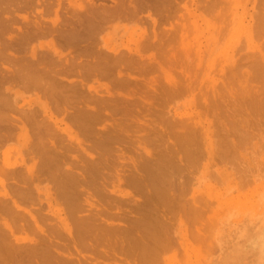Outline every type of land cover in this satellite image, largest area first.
<instances>
[{
  "label": "bare ground",
  "instance_id": "6f19581e",
  "mask_svg": "<svg viewBox=\"0 0 264 264\" xmlns=\"http://www.w3.org/2000/svg\"><path fill=\"white\" fill-rule=\"evenodd\" d=\"M110 1L113 3L112 5L107 4L106 1L104 0L103 2H101V0L100 2H98V0H0V151L3 146L7 147V145L10 144V142L13 141L14 139H17L18 142L19 140H21L22 144L25 146V149L23 148L25 152L19 151L20 156L18 157L16 156V158H13L9 154H5V156L2 157V155L0 154V264H52L53 259L59 258L60 256L65 254L63 250L66 251V255H64L65 256L64 261L66 262V264H112V262H115L118 259H120L121 261H125L124 260L125 257H132L134 255L133 254L134 252L137 253L135 256L139 255V258L133 256L135 257L132 258L134 260V264H140L141 260L144 262V264H151L153 261L155 262L159 260L160 259L159 254L165 252L167 249L168 238L166 235L164 236L167 238V240L165 238L166 241L165 243L163 238L164 235L163 232L164 230H166L168 225L166 222L161 221V223L164 222L166 225L163 223V225L165 226L162 225L161 227V225L159 224V228L160 227L161 228L157 229L156 222L159 223L160 222L159 219L162 217L161 216L158 217L159 215L156 212L157 208H155V206L151 208L153 209V211L152 210L149 211L150 208L148 204L152 203L150 199L154 198V196L149 199L151 203H148L149 201L147 199V196L148 198L151 196L145 194V196L147 195L146 203L145 200H143L144 201L143 203L144 205L146 204L147 205L144 206L142 204L143 208L144 207L147 208V210L146 209L145 210L148 213L152 212L149 214L150 217L146 215L148 218L146 216L129 218L131 224L125 222L124 225L125 224L128 225H126L125 227L122 225L124 228L120 227L119 225L120 228H118V226L117 227L113 226L111 223L107 222V220L113 218L121 220L124 218V217L122 218L123 214L118 215L113 211H110L111 209L107 210L108 208L107 209L105 207L103 208L101 204H100V209H98L99 205L96 204L94 201H92L93 200L92 195L94 194H91L88 189H87L88 191H86L87 193L85 194V196L88 198H84L86 199L85 202L87 206L86 207L79 200L80 194L83 196L82 194L83 191L79 189L80 188L79 186H81L82 183L84 185L88 184L89 183L88 181L92 183L91 175L93 174L95 177V175H97V172L99 171L97 169L95 170V168L97 167V165L99 166L100 163L102 164V162L105 161V158L102 156L101 153L100 155L102 157L99 156L98 157L99 159L97 158L95 159V157L91 158L94 156V154L93 156H90V154L92 153L90 152L88 153V150L89 149L93 150L97 148L99 150L100 147L104 149L107 146L108 142L110 141L112 142L114 140L118 141L119 139H123L121 133L127 131V130L123 131L125 130L126 126L123 125L121 121H117L118 123L113 126L114 124L113 116L117 114L118 111L119 112L123 111L122 109L124 107L119 108V105L121 106V103L119 104L118 101L123 102L126 99H123L124 97L122 94H121L122 96L120 95V91L126 90L129 87V85L132 84V82H134L133 80H136L135 77L132 78L133 77L132 75H134L133 73L138 71L142 72L144 70L143 66L144 68L146 67L145 64H147V61L151 62L149 64H153L152 61L154 62V60H156V56L153 51H152L153 54L150 52L147 53L146 51L151 49L154 50L156 49L155 51L163 50L164 47L167 48L168 45L170 46L172 41H174V39H177L178 36H181L182 44L183 46H186L187 49L188 47L193 46L191 45V43H189V41L184 42V40L187 39L186 38L187 31L189 30L186 29V26L188 25L186 22L188 21L185 20L187 19H184L185 23L183 21H180L178 22V24L176 23L177 25H173L171 22L172 20L170 19L176 18V16H178L176 13H180V10L182 9H183L182 13L179 14V16L182 17V20H183V16L186 13L188 15L186 14L184 17L186 18H189V16L193 17L194 11L192 12V10L189 8L190 6H188L187 4L189 0H184L183 2L178 0H110ZM199 1L200 0H198V2ZM210 1L211 0L208 1V4L206 5L207 7L205 8L210 9L211 11L213 10L214 7L216 8L217 6H219L218 4L219 3L221 4L222 2L219 0L217 1L219 2L217 4L216 0L215 1L212 0L211 2ZM237 1L238 0H235V2ZM193 3H196V1H193ZM199 4L197 3V5ZM216 4L217 6H215ZM229 4L230 3L228 1V5ZM189 5H191V3H189ZM222 5H225V3H222ZM253 6L255 7V4ZM224 8L226 9V7ZM141 12L148 13L146 17L149 18L148 19L149 22L151 20V23L144 22L147 18L144 17L143 15L141 17L139 15ZM235 12H237L236 9ZM242 12L239 13L242 14ZM256 12H258V10ZM174 13L176 15H174ZM183 13L185 14L183 15ZM199 15L201 16V14ZM257 15L260 16L259 14ZM261 16L260 18L262 20ZM140 18H142V20L144 18V21L140 20ZM214 18L216 17L214 16ZM112 20H116V21L125 20L128 21V23L133 22L134 24H136V27L138 26V24H140V26L135 31H131L130 35L128 34L129 38L130 39L132 38V40L130 41L128 40V43L126 42V44L124 43L122 45L121 42L122 38H121L120 41L121 45L117 43L110 44L109 42L110 40H108L107 38L109 37L108 34L112 33L116 37L119 35L121 29L124 30V32L128 30L125 26H120V25L119 26L116 25L117 27H114L112 25L113 28H109L107 30L108 28L107 24ZM263 22L260 21L261 24ZM145 23L152 24V27L150 26L151 28L150 29L148 28V31H146L145 29L146 26L144 27L142 25ZM237 23L239 24V22ZM167 24L169 25L170 28L172 27L171 29H173V31L170 30L168 31L167 29H165V26ZM245 24L246 23L242 24L241 26L243 27V25ZM247 26L248 27H246V32H247L246 34L248 36L247 38L248 40L249 37H251L250 39H252V36L249 32L250 30L248 29L250 28L249 26H252L251 22L250 25L248 24ZM147 27L149 26L147 25ZM102 33H104L103 37L102 36L99 37L98 35ZM166 33L167 35H165ZM248 33L250 34V36ZM229 35H231V33ZM188 39H189V35H188ZM197 41L199 42V39ZM166 48L165 50H168ZM211 55H213V53ZM208 70L210 71L211 69L209 68ZM169 74L170 73L167 72L165 75L166 77L164 76V78H166V80L169 82L168 83L169 85L165 87L166 89L163 87L164 89H161V91L167 90L169 92L170 91L173 92V90H177L175 88L176 83L175 81L171 82L172 76L171 74L170 75ZM213 79L214 78H212L211 80L213 81ZM178 80L180 79L178 78ZM167 81L166 82L164 81V84L167 83ZM107 82L111 83L112 86L108 85ZM136 83H138V81ZM171 83L174 84V87L173 84ZM178 83L179 82H177V84ZM180 84L182 85L183 83H179V85ZM18 87H23L31 91L32 89H34V91L37 89L39 92L38 91L36 92L41 93L42 98L44 97L47 102L42 103L35 99L37 105L35 106L34 104L35 107L34 106L32 107V103L34 101L23 100V102H21V105H19L20 96H19V92L16 89ZM162 92L164 95V91ZM168 94L169 93L167 92V95ZM135 102L137 103V101ZM25 106L28 107V109H24ZM106 110H109V113H105L108 112ZM62 114L63 115L65 114L64 115L65 117H62L61 116ZM59 116L61 117L59 118ZM110 118H113L112 120L113 124L110 123L112 124L111 127L109 126L110 125L109 123L107 124L108 127H110V130L112 127L114 129L118 128V130H122L121 133L117 132V134L114 135L115 132L113 133L112 131L101 132L102 131L101 129L100 131L96 129L97 132H95V128L98 125H100L98 123H101V121L104 120L107 121V119ZM185 119L183 121H185ZM64 120L70 122L75 127L72 125L71 128L70 127L71 124L69 123L70 124L69 126L68 122L67 124L63 125L62 121ZM66 121H64V123H66ZM183 121L180 124L181 125L184 124L183 127L185 126L184 127L185 131H183V135L185 136V138L181 140L182 142H179L176 136L178 142L182 144L186 139H188L187 136H190V138H193V140H195L197 135L195 133L196 128L194 127V125H187L186 121L185 123H183ZM119 122H121L122 125ZM191 122L192 121H190L189 123ZM96 124L98 125L96 126ZM200 124L202 123L200 122ZM188 126H192L195 129L192 127L190 128ZM186 127L189 129L188 131ZM196 127H198V125ZM211 127L212 126H210V128ZM204 128L202 124L201 129H203L204 147L206 150H208L206 152L210 153L209 149L212 141L211 138L213 136L211 137L209 132H207V130H209L207 129L208 126L206 127L204 125ZM73 129L77 130L76 133L73 132ZM175 131H169V133ZM189 131L190 133H188ZM191 131L194 133L192 134ZM198 132L199 131H197V133ZM93 134L97 135V137L95 136L92 139L91 137H93ZM80 135L83 137V139L86 142L82 141V139L79 138ZM90 138L92 145H87ZM144 140L145 139H143V141ZM189 140H187V144L184 143V145L189 146L191 142L190 144L191 146L193 145L196 146L195 143L192 142L193 140L190 141L188 144ZM222 141L224 142L223 139L221 140V143H223ZM84 142L86 144H84V147L82 148L83 146L82 144ZM220 144L218 143V145ZM86 145L90 147L85 149ZM77 148L80 149L79 155H76L78 154V151L76 150ZM179 149H180L179 151L183 149L182 153L183 151H185L183 147ZM189 149L190 146L188 147V149H186V151L187 150L188 151L187 152L185 151L186 154H189L188 152H190L188 156L185 153H183L186 156V157L184 156L183 160L179 158H178L179 160L177 159L175 160V157H173L172 153L170 155H166V153L165 154L160 153L161 155H158L159 153L158 152L157 158H155L153 161L148 159L147 161H145L146 163H142V164L138 161L141 165L135 164V162L131 161L133 165L131 163L130 164L134 168H132L133 170L131 171L132 174L130 173L132 176L129 174L130 177H128V179L131 177L133 178H131V181L128 180V182H130L132 186L133 184L137 186L135 188H138L139 178L137 177L138 171L136 170H140V169L143 170V168H145L148 173L147 180L149 179L151 183H160V185L158 184L159 186H161V183H163L162 184L163 186L165 183L166 184L168 183L167 185L170 186L169 184L173 183L174 181L173 177L174 176L180 177V174H182L180 172L182 171L181 166L183 165H181V163L179 162L183 161V163L185 162L187 165L188 164L191 165L190 163L192 161L195 162L194 160L198 158V156L201 154L200 152L202 151L200 147L198 149H196L195 147L194 150L195 152H193L192 150L189 151ZM74 151L75 154H71V152L74 153ZM191 152H193L192 153L193 156ZM179 154L176 155L175 153L174 155L178 157ZM154 155L156 154L154 153ZM27 160H29L28 163L30 162V164H27ZM166 164H167V168L173 166V168H178V169L181 168V170L179 173H177L179 170L176 169L177 172L173 173L175 169L173 170L171 167L172 173L171 172L169 173H171L170 175H174V174L175 175L173 177L169 175L171 177L170 179L169 176L167 175L168 172L165 173L166 170L164 171L162 167V166L166 167ZM175 165L176 167H174ZM165 167L164 169H166ZM186 168L187 167L185 166V169ZM167 171L169 170L167 169ZM133 172H134V176H133ZM100 173L101 171H99V174ZM176 173L178 175H176ZM182 176L184 175L182 174ZM132 179L135 180L132 181ZM184 180L181 181L184 182ZM44 181L48 183H52V186L50 188L52 190L51 192H53V196L55 197L54 199L57 202L59 201V203L63 206L61 207L62 209L56 208L53 202L50 201L51 199H49V197H47L44 194L46 196V199L44 200L48 201V207L50 208L49 211L51 212L49 213L48 211V213L51 214V216H53L52 218L54 220V225L53 223L51 224L49 222L50 225H48L47 227L48 230L45 229L47 231V234L46 231L43 228L41 229L40 228L41 226L37 223L39 217L37 218L36 214L38 216L40 215L39 209L38 208L33 209V207H31V205L33 206V203H35V199H37L34 198L36 197L35 193L38 194V192L40 191L39 189L40 187L38 186V183L41 182L45 183ZM132 182L134 183L132 184ZM141 185H143V183ZM154 186L151 189L152 191L155 188ZM163 186L162 188H166V186L165 187ZM77 187L79 188L77 189ZM104 188L106 189L105 186ZM158 188L157 190H159L162 193L164 189H161L162 190L161 191ZM168 189L171 188L168 187ZM168 189L167 192L168 194H170L171 192L169 193V191H172L173 188L169 191ZM180 189L182 190V186ZM103 190H99L100 193L101 192L103 193ZM119 190L121 189H118V191L116 190V192H119ZM155 190H154L155 193L153 192L151 195L154 194L156 198L158 197L160 198L162 197V194H164L163 199L161 198L162 199L161 200L158 198L156 199V202L157 200H161L163 203V205L161 206H164L163 208L166 209L165 206L167 205V203L165 202L166 200L164 201V198L166 199L164 191L161 194V196H158L160 192L159 191L157 192V190L156 191ZM112 191H115V189L111 190V192ZM178 193L180 194L181 192L178 191ZM114 194L117 193L114 192ZM173 198L174 196L172 197V199L169 198L171 200L167 199V202L174 200V203H177L176 199ZM178 198L181 199V197ZM154 202L155 200L153 201V203ZM174 203L172 202V204ZM117 204H119V201ZM172 204L170 205L172 206ZM96 205H98V207ZM136 205L138 209L142 207V206L138 207V204ZM179 205L180 204H178V206ZM176 206L177 204L172 206L173 207V208L171 207L172 210L170 208L167 209L169 210V213L175 210L177 208ZM174 207L176 208L174 209ZM87 208L89 209V211ZM137 208L136 210L137 212H139ZM183 208L184 205L183 207L181 205L182 212H183ZM186 208H187V204H186ZM154 209H156L155 212L157 214H153ZM85 210L88 211L89 213L86 214ZM134 210L135 208H133V211ZM61 211L63 212L61 213ZM84 211L85 213L83 214L82 212ZM141 211H143V213L145 212L143 209ZM186 211H188V209ZM112 212L113 214H111ZM152 214L157 216H152ZM168 214L167 216L173 215L172 213H170V215ZM165 216L163 218H166ZM157 220H159V222ZM24 225L25 228L27 227L29 229H33L35 227L32 230L33 233L38 230L42 231L40 232L42 235L41 234L38 235L39 231L37 232L38 242L34 244H30L25 242V240L28 237L25 238V237L17 236V233L19 231H22L23 229L25 230V228H23ZM153 225L155 226V228ZM137 226L141 227L143 229V232H141L137 228H134ZM95 228L101 230L100 236L99 234L97 235L96 233L93 232ZM162 228H164L163 232H161L163 235L160 233V231L156 233L157 230H162ZM62 230H64L65 233H67V235L72 237V238L70 237L72 240L69 238L72 242H75V244H77V247L76 248L74 247V251L70 252L69 246L66 245L60 246V244L56 242L57 240L55 241L56 237H60L62 236V234H64L62 233L63 232ZM113 233H116V236L117 234H121L120 235L121 237L119 235L118 236L122 239L121 240L122 242L125 241L126 243L125 244L123 242V244L125 245H122L121 242L119 248L120 250H117L119 252H117L116 249H114L116 248L115 245L113 246L112 244L106 243V241L109 240L107 236H111V234ZM113 237L117 239L115 235ZM92 240L94 242L93 244H90L89 241L92 242ZM129 241H134L136 244L133 246H128ZM101 242L105 243V245L108 247L104 249L102 247L101 249V247L99 246ZM115 243L117 242L115 241ZM122 253L124 254V256H120ZM109 260H112V262L107 263Z\"/></svg>",
  "mask_w": 264,
  "mask_h": 264
},
{
  "label": "rangeland",
  "instance_id": "374dc122",
  "mask_svg": "<svg viewBox=\"0 0 264 264\" xmlns=\"http://www.w3.org/2000/svg\"><path fill=\"white\" fill-rule=\"evenodd\" d=\"M104 1H106V3L109 5L113 4L110 0H104ZM178 1L183 2L184 0H178ZM193 1H196V3H193ZM208 1L209 0H205V1L200 0L198 2V0H189L188 3L187 2L186 3L188 4V6H190L189 8L192 10V12L194 11L193 17L189 16V18H186L184 16L187 13L186 14L183 13V15L184 14L185 15L183 16V20H182V17L179 16V14L182 13L183 9L180 8L182 9L180 10V13H176L178 16H176V18L170 19L172 20L171 22L173 25H177L178 22L180 21H183L184 23L185 21H188L186 22L188 24L187 25L188 28L186 26V29L189 30L187 31V36H186L187 39L184 40V42L189 41V43H191V45L193 46H190L187 49L186 46H183L182 44L181 36H178L177 39H174V41H172L170 46L168 45L169 47L168 46L167 48L164 47L163 50L155 51L156 49L155 50L151 49L146 51L147 53L150 52L152 54L154 52L156 56V60H154L155 64L153 61L152 63L155 66L153 64H149L151 63L150 61L149 62L147 61V64H145L146 70L143 66L144 69L143 70L144 72L142 71L143 73L139 71L134 72L132 78L135 77L138 83H136L137 82L136 80H133L134 82L130 84L131 86L129 85V87L126 90L120 91V95L122 94L124 97L123 99H126L123 102L118 101L119 104L121 103V106L119 105V108L124 107L122 109L123 111L121 112L118 111V113L113 116L114 120L113 118H110L111 120L110 119H107V121L104 120L105 123L104 121H101V123H98L100 125L96 124V126L97 125L98 126L95 128V132H97V130L100 131L101 129L102 130L101 132L112 131V133L115 132L114 133L115 135L117 134V132L121 133L122 130H118V128L114 129L113 127L110 130V127L113 124L112 122L114 121L113 124L114 126L115 124L118 123L117 121H121L123 125L126 126L125 130L123 131L127 130L126 132L121 133L123 139H119L118 141L114 140L112 142L110 141L108 142V144L106 143L107 146L104 149L100 147L99 150L98 148L93 150L90 149L88 150V153L89 152L92 153L90 154V156H93L94 154V156L91 158L95 157V159L96 158L99 159L98 157L101 156L100 155L101 153L102 156L105 158V161L102 162V164L100 163L99 166L97 165L99 169L97 167L95 168V170L97 169L101 171V173L99 174V171L98 172L96 171L97 175H95V177L93 174L91 175L92 183L88 181L89 182L88 184L84 185L82 183V185L79 186L80 188L77 187V189L79 188L80 190L83 191L82 193L83 196L80 194L79 200L85 206H86L85 204L86 199L84 198H88L85 196V194L87 193L86 191L89 190L91 194H94L92 195L93 196L92 201H94L96 204L99 205V207L98 205H96L98 209H100V204H101L103 208L104 207L106 209L108 208L107 210L111 209L110 211H113L118 215L123 214L122 218L123 217L124 218L121 220L119 219L120 221L114 218L107 220V222L111 223L113 226L116 227L118 226V228L120 227L124 228L126 225H128V224L124 225L125 222L131 224L129 218L139 217V216L144 217L146 215L150 217L149 214L152 212L148 213L146 211L147 208L145 207L143 208L142 204L144 205L143 200H145L146 203L147 195L145 196V194L151 196L149 198L147 196L148 201L150 198L154 196V198L150 199L152 203L150 201L149 202L147 201L148 203H151L148 204L150 208L148 209L149 211L150 210L153 211V209L151 208L155 206V208H157V211L156 209H154L153 214L158 213L159 215L158 217L160 216L162 217L159 219L160 222L159 220H157L159 223L156 222L157 229H160L164 222L167 223L168 226L167 228L165 227L166 230H164V232H163L164 228H162V230H157L156 233H158L159 231L160 233L163 232L164 235L162 233L161 234L163 235L164 242L166 243L165 241L166 237H164L166 235L168 238V240L166 238L168 245L166 251L159 254L160 259L155 262L153 261L151 264H264V24H263L264 0H255V1L238 0L237 1L238 3L235 2V0H224V1L220 0L222 1L221 4L217 2L219 0H216V3L217 4L219 3L218 4L219 6H217L216 4L215 6L217 7L216 8L214 7L215 10L213 8L214 10V11L212 10L213 12L210 9L205 8L207 7L206 5L208 4ZM228 1L230 3L229 5H228ZM98 2H100V0H98ZM101 2H103V0H101ZM189 3H191V5H189ZM197 3L198 4L200 3L202 5L200 4L197 5ZM222 3H225V5L228 6L222 5ZM254 4L255 7L253 6ZM223 6L226 7V9ZM223 8L225 9V11ZM235 9L237 12L238 11L242 12V10L243 9L244 10L242 14L238 12L240 14L239 15L237 12H235ZM202 10H204L205 12ZM257 10L258 12L259 11L260 12L259 13L256 12ZM144 12H141L139 15L141 17L142 15L146 17L148 13L147 12L144 13ZM176 14L174 13V15ZM199 14H201V16ZM257 14H259L260 16L262 15L261 16L262 20L260 16H258ZM214 16L216 18H214ZM148 19L149 18H147L144 21V18L143 20L142 18H140V20L144 22L151 23V20L149 22ZM184 19L187 20L184 21ZM259 20L263 23L261 24ZM241 21L246 23L245 25H243V27L241 25L244 23H242ZM237 22H239V24ZM250 22L253 27L249 26L252 30L248 28L250 30L248 31L250 32L252 39H250L251 37H249L251 41L249 39L248 41L247 40L248 36L246 34L247 33L246 27H248L247 26L248 24L250 25ZM132 23L133 22L128 23V21L125 20L110 21L107 24L108 25L107 30L109 28H113L112 25L114 27H117L119 25L125 26L128 29L125 32L124 30L121 29L122 31L120 30L119 35L116 37L112 33L108 34L109 37L107 38L108 40H110L109 41L110 44L117 43L121 45L122 42L123 45L124 43L126 44V42L128 43V40L129 41L132 40V38L131 39L129 38L131 31H135L140 26L138 22H137L138 24L137 27L136 24L134 23L132 24ZM198 24L200 27L198 26ZM210 24L212 25V27ZM142 25L144 27L146 26L145 27L146 31H148V28L150 29L152 27V24L145 23ZM147 25L149 27H147ZM171 28L169 27L168 24L165 26V29H167L168 31L169 30L173 31V29ZM230 33L231 35H229ZM103 34L104 33L99 34L98 36L103 37ZM165 35H167V33ZM188 35H189V39H188ZM198 39L199 42L197 41ZM165 48L168 50H165ZM212 53L213 55H211ZM198 56L201 58H199ZM157 65H159L160 67ZM147 66L148 67L153 66V67L152 68L149 67L150 68L149 69ZM209 68L211 69L210 71L208 70ZM167 72H169L172 76L171 82L175 81L176 83L175 88L177 90H173V92L172 91L169 92L166 90L170 95L169 94L167 95V92L165 90H162L164 91V95H163L161 89H164L165 87H167V85H169L168 84L169 82L166 80V78H164ZM210 77L211 79L214 78L213 81L210 79ZM178 78L180 80H178ZM164 81L165 82L167 81V83L164 84ZM176 81L183 84L179 85V83L177 84ZM108 85L112 86L111 83H108ZM16 89L19 92V96H20L19 105H21V102H23V100L34 101L32 103V107L34 106V104L35 106L37 105L36 104L37 102H35L36 100L42 103L47 102L44 97L42 98L41 93L36 92L38 91L37 89L35 91L34 89H32L31 91L23 87H18ZM135 101H137V103ZM24 109H28V107L25 106ZM106 111L108 112L105 113H109V110ZM187 114L189 115V117ZM64 115L62 114L61 116L65 117ZM61 116H59V118ZM184 119L187 125H194L196 129L192 126H188V127L194 128L196 130L195 133L197 135L195 140H193V138H190V136H187L188 139L185 140L186 142L184 140L183 141L185 144H187V140H189L190 138V140L188 141L189 144V142L193 140L192 142H194L196 146H194L193 143H192L193 146H191L190 145L191 142H190L189 151L192 150L193 152H195L194 151L195 147L196 149L200 147V149L202 150V151L200 150L201 156L199 155L198 158L194 160L195 162L192 161L190 163L191 165L189 164L187 165L185 162L183 163V161L179 162L181 163V165H183V166L180 165L182 167L181 172H180L181 168L178 169V168H173V166H171L173 170L175 169L173 173L177 172L176 169H178L179 171L177 173L180 172L184 176H182V174H180V177L174 176L175 174L170 175L172 173L171 167L167 168V164L166 167L162 166L163 170L164 171L166 170L165 173L168 172L167 173L168 176L169 175L171 177L174 176L173 177L174 181L173 183L169 184L170 186L167 185L168 183L167 184L165 183L164 186L162 185L163 183H161V186H159L160 183H151L149 179L147 180L148 173L145 168H143V170L142 169L136 170L138 171V176H137L139 178L138 183L139 184L143 183V185L140 184L141 185L140 186L137 183L138 186L140 187V188L138 187L139 188L138 189L135 188L137 186H135L133 184L134 182H132L133 184L132 186L131 183L128 182V180L131 181V178H133L131 177L128 179V177H130L129 174L130 173L132 174L131 172L133 171L132 168H134L132 166L133 165L132 162H135V164H140V163L142 164V163H146L145 161H147L148 159L153 161L155 158H157L158 155H161L160 153L162 154L166 153V155H170L172 153L173 157H175V160L176 159L183 160L185 156L183 153H185L186 149H188L189 147L188 145H184V143L183 144L179 143L182 142L181 140L185 138V136L183 135V131H185L184 128L185 126L183 127L184 124L183 125L180 124ZM64 121H62V124L63 125L67 124L68 121H66V123H64ZM185 121H183V123H185ZM188 121L189 122L192 121L191 123L193 124L189 123ZM121 122L119 123L121 124ZM200 122L203 124V128L204 125L206 127L208 126L207 129L209 130H207V132H209L211 137L213 136L211 138L213 142L211 141V146L209 149L210 153L206 152L208 150H206L204 147L203 129H201L202 124H200ZM69 123L70 122H68V125L70 126L71 123L70 124ZM108 123L109 124L112 123L109 125L110 127H108L107 125ZM72 125L73 124H71L70 126L71 128ZM197 125L198 127H196ZM210 126L212 127L210 128ZM75 129H73V132L76 133L77 130ZM186 129L187 131L189 130L187 127ZM169 131H175V132L169 133ZM197 131H199L198 132L199 135ZM188 133H190V131ZM193 133L194 132H192V134ZM95 136L97 137V135L93 134V137L91 138L93 139ZM176 136L179 142L176 139ZM79 138L82 139V141H85L81 135L79 136ZM91 138L89 139V142L87 140L88 142L87 145H92V142L90 141ZM143 139L145 140L143 141ZM222 139L224 140V142L222 141L224 144L221 143ZM15 140L17 139L11 141L13 143L10 142V144H8L7 147L4 146L2 147L0 151L2 157H4L5 154H9L13 158H16V156L17 157L20 156L19 151L25 152L24 151L25 146L22 144V141L19 140L18 142V140L17 141ZM85 142L82 144L83 145L82 148L84 147V144H86ZM228 142L231 145H229ZM218 143L221 144L218 145ZM181 144L186 146L187 148L182 146ZM87 145L85 146L86 147L85 149L90 147V146L88 147ZM180 145L184 149L186 148L185 151H183V153H182L183 149L179 151L180 150L179 148H181ZM76 150L78 151V154L76 155H79L80 149L77 148ZM75 151L74 153L71 152V154H75ZM193 152H191V154ZM154 153L156 155H154ZM175 153L176 155L179 154L178 157L174 155ZM188 153L190 154V152ZM206 153L208 156L206 155ZM189 154L186 155L188 156ZM28 161L29 160H27V164H30V162L28 163ZM184 164L187 167L186 169ZM164 167L166 169H164ZM174 167H176V165ZM167 169L169 171H167ZM177 173L176 175H178ZM133 176H134V172H133ZM170 176L169 178L171 179ZM135 179H132V181H134ZM181 180L182 181L184 180V182H182ZM44 182L45 183L42 182L38 183V186L40 187L39 188L40 191L38 192V194L35 193L36 197L34 198L37 199H35V203H33V206L31 205V207H33V209L36 208L39 209L40 215L38 216L36 214L37 218L39 217L37 223L41 226L40 227L41 229L43 228L44 230L45 229L48 230L47 229L48 225H50V223L51 224L53 223L54 225V220L52 218L53 216L49 214L51 212L49 211L50 208L48 207V201L44 199H46V196L49 197V199H51L50 201L53 202L56 208H61L63 206L59 203V201L57 202L54 199L55 197L53 196V192H51L52 190L50 188L52 186V183H48L46 181ZM102 183L106 187V189L104 188ZM153 186L155 188L152 191L151 189L153 188ZM162 186L163 187L166 186V188H162ZM181 186H182V190L180 189ZM156 187L157 188L160 187L158 188L160 190L164 189L163 191L166 196V199L164 198V201L166 200L165 202L167 203V205L169 204L168 206L164 204L166 205L165 206L166 209L163 208L164 206H161L163 205L161 201L164 195L162 194L163 191L161 190L162 191L161 193L159 190H157ZM168 187L171 189L173 188L172 191H169L171 189H168ZM114 189L115 191L111 192V190ZM118 189L121 190H119V192H116V190L118 191ZM155 189L157 190V192L158 191L160 192V194L158 193L159 194L158 196H161L162 194V197L160 198L157 196L159 199L162 198L161 200H157V202L156 199L158 198H156L154 194L151 195ZM167 189L169 193L171 192L170 194H168ZM99 190H103V193L102 192L100 193ZM178 191L181 192L180 193L181 195L178 193ZM114 192L117 194H114ZM167 196L171 199L174 196L173 199H176L177 203H174V200L168 201L169 202L168 203L167 199L168 200L171 199H169ZM178 197H181V199ZM152 200L153 201L155 200L154 203L156 204H154ZM118 201L119 204H117ZM172 202L174 204H172ZM135 203L138 204V207L142 206L141 208L147 214L145 212L143 213V211H141L142 210L141 208L138 209ZM185 203L187 204V208ZM170 204H172V206L177 204L176 206L177 208L174 207V209L176 208L175 209L176 211L175 210L171 211L172 206ZM178 204H180L179 205L180 207L178 206ZM181 205L182 207L184 205L183 212L181 209ZM133 208H135L134 211ZM136 208L139 210V212H137ZM169 208L171 209L170 213L173 214L171 216H167V214L169 213V210L167 209ZM185 209L186 210L188 209V211H186ZM85 211L82 213L84 214ZM88 211H86V214L89 213ZM115 211H117L118 213ZM62 212L63 211H61V213ZM113 212L111 214H113ZM170 213L168 215H170ZM153 214L152 216H157ZM164 216L167 219L163 218ZM161 221L164 222L161 223ZM159 224L161 225L160 228H159ZM23 228H25V225ZM26 228L25 230L23 229L22 231H19L17 233V236H21L25 238L28 237L29 239L27 238L26 240H28L29 242L26 240L25 242L30 244H34L38 242L37 232L39 231L38 233L39 235L41 234L40 232L42 231L37 229L38 231L34 232L35 233L34 234L32 230L35 227L33 229H29V228L26 229ZM134 228H137L141 232H143V229L139 226ZM62 231H63L62 233L67 235V233H65L64 230ZM100 231L101 230L98 228H95L93 230V232L96 233L97 235L99 234V236H100ZM116 233L111 234V236H107L109 240L106 241V243L112 244L113 246L115 245L116 248L114 249H116L117 251L120 250L119 248L122 239L120 238L121 234H117V236L118 235L120 236L117 237ZM64 234H62V236L60 237H56L55 241L57 240L56 242L60 244V246H64V245L69 246L70 252L74 251V247L76 248L77 244L71 241L72 240L71 236L69 235L65 236ZM114 235L115 237H117V239L113 237ZM115 241L117 243H115ZM71 242L73 243L74 246L72 245ZM93 242H94L93 240L92 242L89 241L90 244H93ZM123 242L125 243V241ZM123 242L122 245H125L126 243L123 244ZM101 244L99 245L101 249L102 247L103 249L108 247L105 245V243L101 242ZM135 244L136 243L134 241H129L128 246H133ZM63 251L65 252L64 255H66V251L65 250ZM133 254H134L133 256H135L137 253L134 252ZM64 255L60 256L59 258L53 259L52 264H66V262L64 261L65 259ZM120 256H124V254L122 253ZM133 256L125 257L124 259L125 261H121L120 259H118L115 262L109 260L107 263L112 262V264H127V263L134 264V260L132 258L135 257L139 258V255L135 257ZM140 264H144V262L141 260Z\"/></svg>",
  "mask_w": 264,
  "mask_h": 264
}]
</instances>
